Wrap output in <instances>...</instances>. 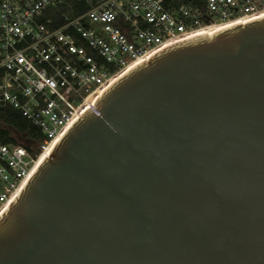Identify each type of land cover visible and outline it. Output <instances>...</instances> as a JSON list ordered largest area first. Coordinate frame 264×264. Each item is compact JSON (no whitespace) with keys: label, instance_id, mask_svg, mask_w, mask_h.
<instances>
[{"label":"water","instance_id":"95a60500","mask_svg":"<svg viewBox=\"0 0 264 264\" xmlns=\"http://www.w3.org/2000/svg\"><path fill=\"white\" fill-rule=\"evenodd\" d=\"M95 107L0 216V264H264V16L169 46Z\"/></svg>","mask_w":264,"mask_h":264},{"label":"built area","instance_id":"2783aa9c","mask_svg":"<svg viewBox=\"0 0 264 264\" xmlns=\"http://www.w3.org/2000/svg\"><path fill=\"white\" fill-rule=\"evenodd\" d=\"M66 1L0 0V109L42 138L3 127L0 213L83 111L98 112L91 98L113 77L197 31L264 16V0H73L88 9L54 28L47 12Z\"/></svg>","mask_w":264,"mask_h":264},{"label":"trees","instance_id":"16d2710c","mask_svg":"<svg viewBox=\"0 0 264 264\" xmlns=\"http://www.w3.org/2000/svg\"><path fill=\"white\" fill-rule=\"evenodd\" d=\"M71 6L73 9L70 8ZM87 9V6H85L83 3L67 0L66 3L61 4L57 9L49 10L47 15L54 19L53 27L56 28L65 23V18L63 17L64 14L69 13L74 16L80 14L81 12H85ZM4 126H10L22 134L33 135L39 137V139H42L41 136H38L37 134V128L15 109H0V136L6 138L7 133L3 129Z\"/></svg>","mask_w":264,"mask_h":264},{"label":"bare ground","instance_id":"6f19581e","mask_svg":"<svg viewBox=\"0 0 264 264\" xmlns=\"http://www.w3.org/2000/svg\"><path fill=\"white\" fill-rule=\"evenodd\" d=\"M230 25L229 24H220V25H216V26H213V27H210V28H207V29H202V30H200V31H197V33H195L191 38L193 39V38H196V37H199V36H202V35H206V34H209V33H212V32H215V31H218V30H220V29H223V28H226V27H229ZM149 60V59H148ZM144 62V61H143ZM142 63V61L141 62H139V63H136L135 65H134V68L136 67V66H138L139 64H141ZM132 69V67L131 68H129V69H127V70H123L122 72H120L118 75H116L115 77H113L112 78V80H110L108 83H107V85H106V87L102 90V91H99V92H97V93H95L93 96H92V98H91V102L92 103H94V104H96L97 103V101L99 100V98L111 87V86H113L118 80H120L124 75H126L130 70ZM49 153H47V154H45L44 156H42V158H41V160H40V163L44 160V158L48 155ZM40 163H39V165H40ZM3 214V212L2 213H0V216Z\"/></svg>","mask_w":264,"mask_h":264}]
</instances>
